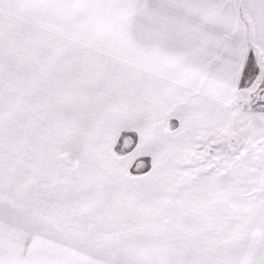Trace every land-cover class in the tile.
Listing matches in <instances>:
<instances>
[{
    "label": "snow or ice",
    "instance_id": "obj_1",
    "mask_svg": "<svg viewBox=\"0 0 264 264\" xmlns=\"http://www.w3.org/2000/svg\"><path fill=\"white\" fill-rule=\"evenodd\" d=\"M0 264H264V0H0Z\"/></svg>",
    "mask_w": 264,
    "mask_h": 264
}]
</instances>
